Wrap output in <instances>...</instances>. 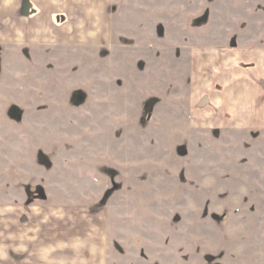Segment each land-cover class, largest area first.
<instances>
[{"label": "rangeland", "instance_id": "374dc122", "mask_svg": "<svg viewBox=\"0 0 264 264\" xmlns=\"http://www.w3.org/2000/svg\"><path fill=\"white\" fill-rule=\"evenodd\" d=\"M113 3L110 45H0V204L103 209L107 264H264V130L178 113L183 49L264 47V0Z\"/></svg>", "mask_w": 264, "mask_h": 264}, {"label": "crops", "instance_id": "0c3cea01", "mask_svg": "<svg viewBox=\"0 0 264 264\" xmlns=\"http://www.w3.org/2000/svg\"><path fill=\"white\" fill-rule=\"evenodd\" d=\"M113 10V0H0V45H110ZM183 50L188 83L178 113L184 127L263 131L264 47L191 44ZM71 206L39 222L21 206L10 215L0 204V264H107L106 212Z\"/></svg>", "mask_w": 264, "mask_h": 264}]
</instances>
